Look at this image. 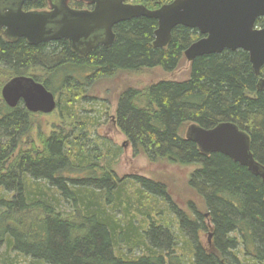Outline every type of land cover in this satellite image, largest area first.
Wrapping results in <instances>:
<instances>
[{
    "label": "trees",
    "instance_id": "trees-1",
    "mask_svg": "<svg viewBox=\"0 0 264 264\" xmlns=\"http://www.w3.org/2000/svg\"><path fill=\"white\" fill-rule=\"evenodd\" d=\"M131 1L156 9L173 0ZM255 24L264 26V17ZM156 26L146 17L120 22L113 27L112 46L84 57L75 55L66 40L52 49L0 40V65L21 75L29 68L53 94L74 93L65 116L75 123L83 120L72 111L80 89L117 72L155 67L173 72L184 51L201 38L197 30L177 26L169 43L155 48ZM260 76L248 53L224 50L196 57L184 80L129 87L118 97L117 123L134 152L153 163L192 167L187 183L207 217L193 204H188L190 213L178 208L165 187L151 179H118L107 150L95 153L87 146L77 134L82 128L38 135L36 146L28 138L33 117L41 113H30L22 102L10 108L0 97V245L30 264H180L185 257L188 264H239L238 256L248 264H264V183L221 153L201 154L185 138L192 123L206 129L234 123L250 136V150L264 165ZM161 200L175 223L150 221ZM204 220L211 228L208 244L200 240L208 225ZM178 239L181 254L171 256ZM136 250L142 254L131 256Z\"/></svg>",
    "mask_w": 264,
    "mask_h": 264
},
{
    "label": "water",
    "instance_id": "water-1",
    "mask_svg": "<svg viewBox=\"0 0 264 264\" xmlns=\"http://www.w3.org/2000/svg\"><path fill=\"white\" fill-rule=\"evenodd\" d=\"M92 1L96 5L90 11L61 7L24 13L21 8H10L1 18L0 27H5L6 38H25L31 45L66 40L74 54L84 57L99 46H112L113 27L118 23L146 17L157 24L152 42L155 48L165 47L177 26L198 31L202 37L184 51L188 63L224 50L248 53L254 74L262 72L256 88L264 89V27H255L256 20L264 17V0H173L156 9L125 4V0ZM0 94L10 108L21 101L30 113L50 114L57 106L55 94L29 76L9 79ZM185 138L194 142L201 154L221 153L264 183V165L250 150V136L234 123L220 122L209 129L192 123L185 129Z\"/></svg>",
    "mask_w": 264,
    "mask_h": 264
},
{
    "label": "rangeland",
    "instance_id": "rangeland-1",
    "mask_svg": "<svg viewBox=\"0 0 264 264\" xmlns=\"http://www.w3.org/2000/svg\"><path fill=\"white\" fill-rule=\"evenodd\" d=\"M30 73L31 70L27 68V72L24 74L32 77ZM14 75L10 68L0 66V91L3 84ZM188 76L189 63L184 59L180 67L173 72H166L155 67L136 73L117 72L112 77L101 78L85 90H79L78 101L74 103L72 110L75 113L78 112L84 121H86L84 118L89 117L94 121L88 124L83 120L72 123V118L65 116V113L68 112L66 102L74 101V93L68 94L65 91L54 93L57 99L56 109L50 114H36L33 117L34 127L28 140H34L38 146V135L45 136L60 128L68 130L70 126H73L75 131L82 128L83 130L77 133L81 136V140L85 139L86 145H90L95 153L99 152L100 149L104 152L107 150L108 155L112 158L111 170L114 171L118 179H126V181L133 179L135 181V178L151 179L165 187L171 202L181 210L190 213L188 204H193L196 210L206 214L201 200L192 192L187 183L192 167L167 165L164 162L153 163L142 153H135L128 137L119 128L116 117L117 100L124 89L129 87L144 89L161 80L181 81ZM113 120L116 121V125ZM159 202L161 203L156 206V212L152 214L150 221L154 220L158 225L165 222L167 218V220L175 223V218L167 211L166 204L162 200ZM160 211L165 212L164 219L159 218L158 213ZM138 219L140 218L138 217ZM203 223L207 225L208 221L204 220ZM173 232L177 235L178 231L173 228ZM210 232L211 228L208 224L207 229L200 232L201 243L208 244ZM177 243L176 249L171 252V256L181 254L182 240L177 241ZM4 248V244L0 245V264H30L27 259L16 255L14 252H7ZM141 254L142 252L136 250L131 251L130 255L137 257ZM238 257L241 261L239 264H248L241 259V256ZM180 264H188L187 257Z\"/></svg>",
    "mask_w": 264,
    "mask_h": 264
},
{
    "label": "flooded vegetation",
    "instance_id": "flooded-vegetation-1",
    "mask_svg": "<svg viewBox=\"0 0 264 264\" xmlns=\"http://www.w3.org/2000/svg\"><path fill=\"white\" fill-rule=\"evenodd\" d=\"M124 3L125 4H137V3L132 2L131 0H125ZM139 4H141V3H139ZM95 5H96L95 2H93L92 0H90V1H86V0H0V20H1V18H3L4 13H7L10 8H21V11L24 13L30 12V11L49 12L52 8H61V7L70 8L73 10H88V11H90V10H93ZM255 27L256 28H262L264 26H257L255 24ZM0 40L6 42L8 44H14V43L18 42L19 40H23V42L26 45L27 44L31 45L27 42V40L25 38H15V37L6 38L4 26L0 27ZM61 41L62 40L47 41V42H42L39 44L49 46V48L52 49V48L56 47L55 44H57L58 42H61ZM39 44H37V45H39ZM32 46H36V45H32ZM99 47H101V46H99ZM79 57H81V56H79ZM0 66L7 68L6 66H3V65H0ZM26 72H27V70H26ZM259 75H262V72ZM16 76L27 77V74H23V75L15 74L13 77H16ZM19 103H21V101ZM113 121H114L113 123L116 125V121L115 120H113Z\"/></svg>",
    "mask_w": 264,
    "mask_h": 264
},
{
    "label": "bare ground",
    "instance_id": "bare-ground-1",
    "mask_svg": "<svg viewBox=\"0 0 264 264\" xmlns=\"http://www.w3.org/2000/svg\"><path fill=\"white\" fill-rule=\"evenodd\" d=\"M69 137H70V136H69ZM69 137H68V138H69ZM68 142H69V141H68ZM82 143H83V142H82ZM64 145H65V143H64ZM68 148H69V147H68ZM78 164H79V163H78ZM88 164H89V163H88ZM71 165H72V164H71ZM82 166H83V165H82ZM80 169H81V168H80ZM64 170H65V169H64ZM66 170H67V168H66Z\"/></svg>",
    "mask_w": 264,
    "mask_h": 264
}]
</instances>
